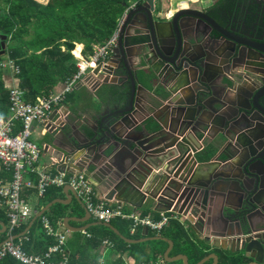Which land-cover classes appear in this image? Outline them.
Segmentation results:
<instances>
[{"label":"water","instance_id":"obj_1","mask_svg":"<svg viewBox=\"0 0 264 264\" xmlns=\"http://www.w3.org/2000/svg\"><path fill=\"white\" fill-rule=\"evenodd\" d=\"M155 11L154 0H148L128 14L102 69L107 75L102 83L130 84L128 100L121 104L120 95L112 94L116 110L97 123L83 143L63 134L70 149L65 156L95 168L93 174L88 170L84 174L101 187L106 200L122 202L125 195L136 205L151 198L168 210H178L189 223L199 217L196 226L210 227L211 237L226 242L233 256L251 260L248 264H264V111L259 104L264 93V33L255 38L251 35L258 33L252 30L241 35L198 9H179L166 21ZM140 12L144 20L136 19ZM233 24L239 25L235 20ZM5 47L6 36H0V55ZM134 58L139 66L136 73ZM247 76L255 87L244 86ZM142 80L159 90L157 108L140 100V92L146 90L137 84ZM145 110L157 112L158 128L138 123L136 114ZM212 127L217 134L210 144L224 145L225 159L214 157L216 162L198 164L191 152L200 148V134ZM55 140L52 137L51 146L43 150L52 158ZM209 167L213 168L207 178L195 176ZM75 199L83 208L77 195ZM97 225L128 245L163 241L168 250L173 247L163 238L131 241L109 224ZM0 227L2 234L4 223ZM168 250L166 262L188 264L185 256L169 259ZM207 260L217 264L214 255L195 264Z\"/></svg>","mask_w":264,"mask_h":264},{"label":"crops","instance_id":"obj_2","mask_svg":"<svg viewBox=\"0 0 264 264\" xmlns=\"http://www.w3.org/2000/svg\"><path fill=\"white\" fill-rule=\"evenodd\" d=\"M167 1L169 3L168 7H171L169 10H171L173 13L174 11H177L176 6H178L177 9H180L179 7L181 6V8H193V9H198L202 11V10L210 9L213 6L215 7L217 4L221 3L219 2L220 0H187V1L179 0L176 3H174L175 0H172L171 2L170 0H167ZM189 1H191L190 4L188 3ZM182 2L185 3V6H183ZM197 3H202V5L198 8L194 7L197 5ZM231 16H234V15H231ZM136 19L144 20V14L142 12L138 13L136 15ZM136 19L134 23L137 24ZM166 19L167 17L164 18V21H166ZM216 20L219 21L218 19ZM78 45L81 48L83 46L80 44ZM77 53H79V50H77ZM0 57H2L0 62H5L9 60L8 56L5 53L0 55ZM137 61L138 60L134 58V61H133L134 62L133 64L134 72L139 68V66H137V63H136ZM12 63L18 66L14 62ZM19 75H20V68H19L18 74L14 73L11 69L0 68V81L7 92L9 91L10 88H13V87H16L21 90V88L19 87V79H18ZM112 75L114 77L113 73ZM67 79H65V81ZM65 81L58 83L55 86L54 90H51L49 93L41 94L37 96L33 102H27L25 99V95L23 91L21 90L23 93L22 95L23 100L27 103H34L38 97L45 96V95L50 94L53 91L60 90ZM124 83L125 82H122V84L116 83V82L114 83H109V82L102 83L101 82L99 85H97L96 87H93L92 89L89 88V86L87 85L85 86L81 83H78L72 89V91H70L64 96V99H63V102L60 108L56 111L57 116L54 115L55 112H53V114L49 118V121L53 123L55 119L60 116L61 122L60 121L59 122L60 124H63V126L60 127V132L56 131L57 133H55V131H53V133L48 132L47 134L42 135L40 134L42 127L34 124L32 136L36 135L37 136L36 140L41 141V145H38L37 143H35L41 151L37 166L41 168H45V170L49 172L50 174H53V176L61 172L63 169L55 161L59 159L60 157H63V155L65 156L66 152L70 150L65 145L63 134L67 136L68 138L78 139L80 140L81 143H83L84 136L87 135L91 137L93 130L96 129L97 123L104 121L109 115V113L113 112V110H116L115 109L116 104H114L111 99L112 94L116 93L120 95L121 104H124L126 100H128L129 93H130V84L129 83L124 84ZM143 83H140V82L137 83L139 86L141 85L146 88L145 91L140 92L141 97H142L140 98V100L142 99L143 101L147 100L149 102H152L155 105V108H157V106H160V102L157 100V97H156L158 95L156 92H158L159 90L155 91V87L151 84H147L148 82H143ZM245 85L247 87H250V86L255 87L254 83L250 81H248V84H244V86ZM8 108H9V101H8L7 109ZM156 115H157V112H154L152 110H147V111L145 110L142 112H138L135 118L138 121V123H142L141 125L147 124V125L155 126V128H158L159 127L158 122L155 119ZM8 118H9L8 110L2 113L0 112V119L6 120ZM19 127H20V124L17 123L16 130H19ZM205 132L206 134H204ZM216 134H217V131H215L213 127L205 130L202 135L200 134V139L203 138L202 148L199 151L194 153V158L196 159L198 164H208L213 161L216 162V159H214V157H216L218 160L225 159L226 152H225L224 145H221V146L218 145L217 147H214L212 146V144H210V142L212 141V138L215 137ZM52 137H53V140L56 139L55 141H57V142L53 141V165H52L51 155L44 153L43 151L45 145L51 146L50 141L52 140ZM56 143L58 144L59 147H56L57 145ZM78 149H76V153H79L77 152ZM56 150L62 152V156L59 155L58 157L57 152H55ZM211 168L213 167L201 168L195 174V176L199 179L207 178V175L209 173L208 170ZM85 170H88L91 172V174H93L95 168L93 166H88V164H86ZM3 177L9 180L7 175L4 174ZM27 178L31 180L32 183L34 184L37 181V178L34 175H30ZM88 179L90 181L89 177ZM91 184L95 188L96 192L102 195L100 193L101 187L94 186L93 183ZM68 187L71 188L68 185L49 187L44 197L42 198L38 197L37 192L34 188L25 190L23 192V196L28 200V204L34 213L32 214V217L30 218V220L26 221L25 223H22L18 229H14L13 232H11L10 234L11 241L20 243L23 249L29 254H41L44 251H46V249L49 246L54 245L55 243L54 237L52 238V237L47 236L41 225V219L44 217H47V219L49 220V222L51 223L53 227V232L57 234L66 235L65 250H66L67 264H119V263L135 264V261L131 259L129 256H127V254L121 253L120 249L118 250L117 248L118 246L115 244L114 241H112L106 235V233H104V231L98 229V228H101L102 226L97 225L98 222H95L93 218L90 216V214H88V211H86L85 209L84 203L78 197L81 204H83V208L80 206L78 201L75 199L77 195L75 194L76 192L74 190L72 192L69 191ZM120 200H122V202H117L119 203L117 205L120 209V212L124 214V216H127V217L131 216V214H137V216H139L140 218H148L153 222H158L160 220L161 213H166L168 211L166 207L161 206V204H159L158 201H155L154 199H151V198H147L143 204L137 203L136 205L130 204L131 201L126 200L125 195L121 196ZM108 205L111 207L114 206L113 203L108 204ZM43 210L45 211L38 218V214H40V212ZM0 214L1 216H3L5 220V224H4L5 231L2 234L5 233L6 235L5 238L8 239L9 238V230H8L9 222H8V218L6 216L5 210H0ZM167 216H169V214H167ZM115 219L126 220V219H121V218H115ZM115 219L111 220L110 222L112 221L114 222ZM178 222L184 227L185 231L187 232V235L190 236V232L193 234L194 237H190V242L196 243L197 241H202L206 246V249L204 252H206L208 256L214 255L217 258V264H248L249 262H252L251 260L248 262H244L242 259L233 256V254H231V252L228 250L226 242L220 241V240H217L211 237V235L214 233H211L210 227L206 226L202 229H199L196 226L195 228H193L190 226L189 222L186 219L184 220L182 218L179 219ZM166 227L163 228L160 232H154L147 228L137 227L135 228L133 235L136 234L137 229H141L140 234L142 236V239L140 240L152 239V238H148V235L152 233L156 235L154 238H163L162 236H159V235L160 233L161 234L167 233ZM145 229L148 230L147 237H145L146 235ZM114 231L118 234V232L115 229ZM121 238H124V237H121ZM207 238L208 240H206ZM140 240H131V241H140ZM120 241L124 242L122 240ZM3 242H1L0 245ZM148 242H154V241H145L139 244H145ZM89 243H92L93 246L90 247L91 244L88 245ZM139 244H134V245H139ZM174 244L175 243H173L172 249L171 250L169 249L170 253H169L168 258L173 259L177 256H185L186 253L188 252L189 246L183 244L181 247H176V245ZM128 246H132V245H128ZM168 248L169 247H167L166 251L168 250ZM175 248H177V250L175 251H178V255L170 256ZM142 249L145 251L146 247L142 246ZM136 253L141 254V251L138 250V252L136 251ZM164 254H163V261L167 264H172V263H168L165 261ZM190 256H192V253H190ZM185 257L187 258V256ZM7 258L8 259L10 258V260H7ZM138 258L140 260H143L140 255L138 256ZM53 260L55 262H58L59 257L55 256L53 257ZM187 260H188V264H190V261L188 258ZM13 262L16 264H22L18 260L12 258L11 256H6L2 260H0V264H13ZM174 263H181V262H174ZM211 264H212V260H211Z\"/></svg>","mask_w":264,"mask_h":264},{"label":"built area","instance_id":"obj_3","mask_svg":"<svg viewBox=\"0 0 264 264\" xmlns=\"http://www.w3.org/2000/svg\"><path fill=\"white\" fill-rule=\"evenodd\" d=\"M188 3L190 4L191 1ZM146 4H148V0H141L140 3L135 2L128 6L113 35L102 44L91 45L89 56H85L83 46L76 55V45L72 54L75 58L77 71L63 83L60 90L38 97L34 103H27L23 100V93L20 89L16 87L9 89V118L6 120L0 119V210H5L8 218L9 238L0 245V260L6 256H11L22 264H67L66 235L53 232V227L47 217L41 219V225L47 236L54 237L55 243L49 246L46 251L41 254H29L20 243L11 241V232L18 229L22 223L30 220L34 213L28 204V200L23 196V192L27 189L34 188L38 197L42 198L49 187L68 185L82 200L85 209L95 222L109 224L115 218L129 220L132 222L131 235L137 227L160 232L172 220L179 221L181 218L187 220V217L179 214L178 210H173V207L166 213H161L158 222H153L148 218H140L137 214H131L129 217L124 216L117 206V201L106 200L104 195L96 192L88 177L84 174L85 164L80 159L72 161L71 156H63L56 160L55 162L58 165L64 164L65 167L54 176L47 172L45 168L38 167L41 151L35 142L31 140L34 124L42 127L40 132L42 135L48 132L53 133V131L55 133L60 132V127L63 126V124H60V116L53 123L49 121L53 112L57 116L56 111L64 96L72 91L78 83L87 85L92 89L102 82L103 78L107 76L102 72V69L111 58L113 48H116L122 23L125 22L132 10ZM182 4L185 6L184 2ZM154 6H156V0H154ZM177 8L178 6H176V10H179ZM179 8L183 9L181 6ZM172 15L173 12L169 9L165 13L167 18ZM12 62L10 59L1 62L0 68L11 69L18 74L19 67ZM227 77L234 80L231 75ZM250 79L252 77H246L247 81H250ZM17 123L20 124L19 130H16ZM202 141L203 138L199 140L200 148L195 152L202 148ZM191 156L193 157L194 153L191 152ZM51 159L53 165V158ZM4 174L8 176L9 180L3 177ZM30 175L36 176L37 181L35 184L27 178ZM107 203H113L114 206L111 207ZM197 218H192L189 223L190 226L195 227L197 225ZM55 256L59 257L58 262L53 260ZM158 264H163V261Z\"/></svg>","mask_w":264,"mask_h":264},{"label":"trees","instance_id":"obj_4","mask_svg":"<svg viewBox=\"0 0 264 264\" xmlns=\"http://www.w3.org/2000/svg\"><path fill=\"white\" fill-rule=\"evenodd\" d=\"M135 2L140 3L141 0H48L46 4L36 0H0V36H6L4 53L20 68L19 87L26 101L33 102L37 96L49 93L58 83L70 78L77 71L72 54L75 46L83 45L86 54L90 53L91 45L104 43L115 32L126 8ZM79 49L77 46L76 50ZM7 106L8 92L0 81V112L7 111ZM0 222L5 224L1 214ZM109 224L125 239H142L141 229L130 235L132 222L129 220L115 219ZM167 227V233H160L159 236L172 241L176 247L183 244L189 246L185 256L190 264L208 256L204 252L205 244L202 241L190 242L193 234L189 231L190 236L187 235L178 221H171ZM98 229L104 231L118 250L127 254L135 264H158L163 261L168 247L163 241L128 246L108 229ZM155 236L152 233L148 238ZM5 237V233L0 234V243ZM88 245L93 246L92 243ZM142 246L146 247L145 251ZM135 250H140L141 254ZM175 250L177 248L170 256L178 255ZM139 255L143 260L138 258ZM163 264L167 263L163 261ZM203 264H211V260Z\"/></svg>","mask_w":264,"mask_h":264},{"label":"flooded vegetation","instance_id":"obj_5","mask_svg":"<svg viewBox=\"0 0 264 264\" xmlns=\"http://www.w3.org/2000/svg\"><path fill=\"white\" fill-rule=\"evenodd\" d=\"M219 2L221 3L215 7L202 11L223 27L229 24L230 29H237L241 35H247L250 30L258 33L251 35L253 38L264 33V0H220ZM234 19L239 23L238 26L233 24ZM250 82H253V79ZM258 83L262 86L261 82ZM259 104L264 111V93L260 95Z\"/></svg>","mask_w":264,"mask_h":264},{"label":"rangeland","instance_id":"obj_6","mask_svg":"<svg viewBox=\"0 0 264 264\" xmlns=\"http://www.w3.org/2000/svg\"><path fill=\"white\" fill-rule=\"evenodd\" d=\"M37 2H39V3H42V4H46L47 3V1L48 0H36ZM179 0H175L174 1V3H176V2H178ZM183 1H187V0H183ZM168 1L167 0H156V11H155V16H157L158 17V15L159 16H161V18L162 19H164L165 18V12L168 10V9H170L171 7H168ZM202 5V3H200L199 5H196V6H194V7H200ZM161 14V15H160ZM83 49H84V47H83ZM77 52V50L75 51V53ZM85 56L87 57V56H89V53H86L85 54ZM2 59V57H0V60ZM1 63V62H0ZM36 138H37V136L36 135H34V136H32V140L35 142V143H37L38 145H41V141H37L36 140ZM42 159V158H41ZM40 159V160H41Z\"/></svg>","mask_w":264,"mask_h":264},{"label":"bare ground","instance_id":"obj_7","mask_svg":"<svg viewBox=\"0 0 264 264\" xmlns=\"http://www.w3.org/2000/svg\"><path fill=\"white\" fill-rule=\"evenodd\" d=\"M78 46H79V45H78ZM79 47H80V46H79ZM80 48H81V47H80ZM62 102H63V101H62ZM62 102H61V104H62ZM61 104L59 105V108H60ZM59 108H58V109H59Z\"/></svg>","mask_w":264,"mask_h":264}]
</instances>
